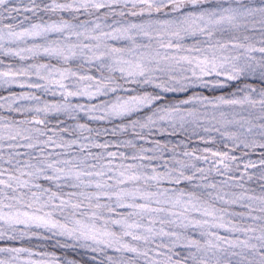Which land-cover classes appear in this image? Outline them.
<instances>
[{"label": "snow or ice", "instance_id": "obj_1", "mask_svg": "<svg viewBox=\"0 0 264 264\" xmlns=\"http://www.w3.org/2000/svg\"><path fill=\"white\" fill-rule=\"evenodd\" d=\"M0 264H264V0H0Z\"/></svg>", "mask_w": 264, "mask_h": 264}]
</instances>
